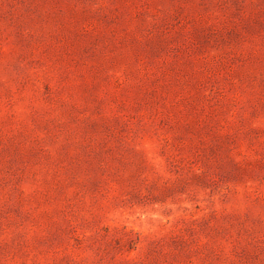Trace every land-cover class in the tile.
Instances as JSON below:
<instances>
[{
  "label": "rangeland",
  "instance_id": "374dc122",
  "mask_svg": "<svg viewBox=\"0 0 264 264\" xmlns=\"http://www.w3.org/2000/svg\"><path fill=\"white\" fill-rule=\"evenodd\" d=\"M0 264H264V0H0Z\"/></svg>",
  "mask_w": 264,
  "mask_h": 264
}]
</instances>
